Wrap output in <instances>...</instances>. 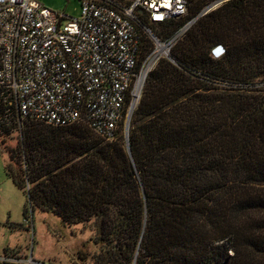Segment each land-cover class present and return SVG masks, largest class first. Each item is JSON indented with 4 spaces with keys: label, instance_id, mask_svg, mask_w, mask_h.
Returning <instances> with one entry per match:
<instances>
[{
    "label": "trees",
    "instance_id": "trees-1",
    "mask_svg": "<svg viewBox=\"0 0 264 264\" xmlns=\"http://www.w3.org/2000/svg\"><path fill=\"white\" fill-rule=\"evenodd\" d=\"M212 1L186 0L156 35ZM171 58L147 76L127 146L85 124L26 121L6 175L30 211L91 225L93 264H264V0L199 18Z\"/></svg>",
    "mask_w": 264,
    "mask_h": 264
},
{
    "label": "built area",
    "instance_id": "built-area-1",
    "mask_svg": "<svg viewBox=\"0 0 264 264\" xmlns=\"http://www.w3.org/2000/svg\"><path fill=\"white\" fill-rule=\"evenodd\" d=\"M78 1L72 19L36 0H0V139L20 137L26 121L85 124L105 142L122 135L127 146L147 76L162 60L174 64L177 41L231 0L212 1L165 41L154 27L185 18L186 0ZM225 54L222 45L209 52L212 60Z\"/></svg>",
    "mask_w": 264,
    "mask_h": 264
},
{
    "label": "rangeland",
    "instance_id": "rangeland-1",
    "mask_svg": "<svg viewBox=\"0 0 264 264\" xmlns=\"http://www.w3.org/2000/svg\"><path fill=\"white\" fill-rule=\"evenodd\" d=\"M36 2L72 19L80 16L78 0ZM19 138L12 133L0 139V260L5 264H93L96 248L90 241L91 225H67L54 215L30 211L26 196L6 175L9 149H17Z\"/></svg>",
    "mask_w": 264,
    "mask_h": 264
}]
</instances>
